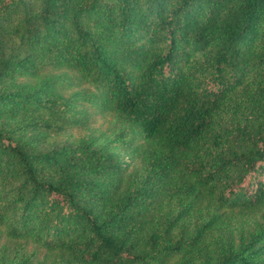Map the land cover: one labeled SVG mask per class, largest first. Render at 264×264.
I'll list each match as a JSON object with an SVG mask.
<instances>
[{
    "label": "trees",
    "instance_id": "trees-1",
    "mask_svg": "<svg viewBox=\"0 0 264 264\" xmlns=\"http://www.w3.org/2000/svg\"><path fill=\"white\" fill-rule=\"evenodd\" d=\"M0 264H264V0H0Z\"/></svg>",
    "mask_w": 264,
    "mask_h": 264
}]
</instances>
